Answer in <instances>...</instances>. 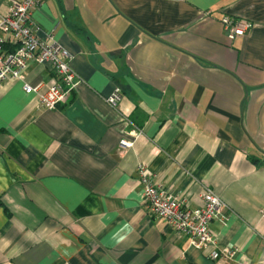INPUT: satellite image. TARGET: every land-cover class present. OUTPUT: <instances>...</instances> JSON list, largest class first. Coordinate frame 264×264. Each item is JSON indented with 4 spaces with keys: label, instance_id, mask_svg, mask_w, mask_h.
<instances>
[{
    "label": "crops",
    "instance_id": "0c3cea01",
    "mask_svg": "<svg viewBox=\"0 0 264 264\" xmlns=\"http://www.w3.org/2000/svg\"><path fill=\"white\" fill-rule=\"evenodd\" d=\"M224 15L252 27L230 41ZM32 16L81 82L53 109L23 87L46 89L45 65L0 83V264H264V0H38ZM138 164L219 195L215 248L235 254L174 236Z\"/></svg>",
    "mask_w": 264,
    "mask_h": 264
},
{
    "label": "built area",
    "instance_id": "2783aa9c",
    "mask_svg": "<svg viewBox=\"0 0 264 264\" xmlns=\"http://www.w3.org/2000/svg\"><path fill=\"white\" fill-rule=\"evenodd\" d=\"M37 6L38 0H8L6 9L0 10V83L7 79L24 81L31 63L45 65L52 73L53 82L46 89L41 84L32 86L25 81L23 87L26 93L38 96L41 107L53 109L66 100L81 78L70 64L71 55L53 34H48L47 39L39 36L40 25L32 16ZM220 23L230 41L244 36L252 27L246 18L229 15H224ZM120 99V89L116 87L107 102L115 107ZM119 143L123 149L134 144L125 137ZM137 173L143 186V202L150 213L166 221L174 236L187 235L197 249L211 246L209 256L218 261H226L235 254V248H215L211 224L217 218H224V202L211 188H203L196 200H190L168 191L143 164H138Z\"/></svg>",
    "mask_w": 264,
    "mask_h": 264
}]
</instances>
